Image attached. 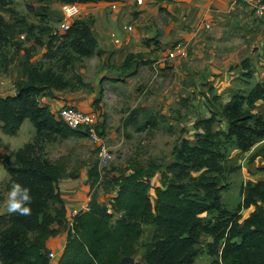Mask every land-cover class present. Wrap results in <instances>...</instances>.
Returning a JSON list of instances; mask_svg holds the SVG:
<instances>
[{
    "label": "trees",
    "instance_id": "1",
    "mask_svg": "<svg viewBox=\"0 0 264 264\" xmlns=\"http://www.w3.org/2000/svg\"><path fill=\"white\" fill-rule=\"evenodd\" d=\"M62 1L72 3L75 0ZM1 2L5 3V0L0 1V5H3ZM46 9L39 6L30 13L42 16ZM1 21L0 54L4 55V50L13 43L15 50H23L24 58L20 62L22 79L14 84L15 96L0 97V129L6 135H15L22 120L29 119L34 125L35 136L17 150L14 160L5 161V169L10 175L9 186L14 182L27 186L33 200L28 216L0 214V264H51L46 241L58 233L54 228L56 222L59 225L66 218L64 202L57 193L58 182L64 177V162L50 160L41 145L57 137L86 136V131L70 128L56 116L59 109L54 112L47 105L40 104L39 98L46 89L55 87L62 79L51 70H38L31 61L30 49L22 47V41L13 38L14 33L5 32L4 22ZM90 23L91 20H76L73 28L69 29L72 32L65 33V39L61 41L72 46L82 58L94 51L99 53L89 28ZM19 24H24L23 20L14 21L15 27ZM31 29V25L25 28V32L31 31L29 39L39 41L38 38L44 35L48 46L61 43L58 38L50 36L52 27L35 25ZM132 59L133 56L129 55L124 66L128 67ZM9 60L11 58L5 57L4 63ZM98 94L101 95V90ZM258 99L264 100V83L255 85L248 96L238 92L228 103L219 102L221 106L215 110L229 123L226 133L212 130V124L216 121L215 111L209 110L208 117L198 120L193 125L195 145L191 146L187 140H183L189 151L190 165L174 160L165 164L160 171L150 165L146 172L137 168L127 175L115 177V194L110 204L101 205L93 196L90 210L75 217L73 233H68L59 264H124L141 234V224L146 222L155 227L150 240L142 246L147 264H194V257L200 250L196 245L203 234V215L210 211H225L220 201V193L225 187L211 176V173L222 169L218 161L227 157L224 150L217 149L224 143L221 136L225 141L233 140L242 151L263 139L264 118L259 113L251 112ZM216 100L213 97L209 101ZM104 114L102 111L98 113L97 129L101 135ZM193 167L199 174L186 178L187 170ZM156 172L160 173V186L152 187L150 178ZM69 175L76 177L77 173ZM99 175L98 166L94 165L88 176L90 189L98 182ZM150 191L154 194L153 200L149 197ZM49 202L60 203V208L51 209ZM243 204L253 206L248 217L241 222L235 218L228 225V221L224 223L225 233L221 231L212 243V247L218 249L221 242L219 258L222 264H264L263 181L247 184ZM115 214L119 216L114 218Z\"/></svg>",
    "mask_w": 264,
    "mask_h": 264
},
{
    "label": "crops",
    "instance_id": "2",
    "mask_svg": "<svg viewBox=\"0 0 264 264\" xmlns=\"http://www.w3.org/2000/svg\"><path fill=\"white\" fill-rule=\"evenodd\" d=\"M244 1L144 0L141 5H138L136 0H75L74 2L80 5V14L77 20H91L89 28L99 50V53L94 51L90 56L81 57L86 59L85 65L89 64L86 68H92L89 77L88 71L81 69L78 65H76L75 72L83 78L85 83L92 84L95 98L98 91L101 90L100 109L91 106L92 99L80 101L77 104L64 101L62 98L52 99L51 96L44 95L45 92L40 96L39 102L42 105H47L54 112L64 103H70L79 110L108 113L106 105L109 98L114 96L117 89L128 86L133 80L144 76L142 75L145 71L144 64L149 65L153 62V65L157 64L159 67L176 68L178 63L181 64L180 60L186 58L201 62L204 71L208 72L209 77L204 81L206 86H200L208 98L216 97L217 101L226 104L238 92L248 96L255 85L264 83V18L254 20L249 18L248 22L244 23L242 16L245 17L246 14L241 13L246 10ZM62 2V0H25L22 6L26 10H30L29 12L39 6L47 7L41 13L42 16H35L31 13L36 19L33 24L53 27L61 17L60 10L65 4ZM235 3L241 4L237 11L233 10ZM231 15L236 18L232 19ZM162 16L167 18L162 20L160 19ZM203 22L209 23L210 28H205ZM128 25L132 26V31L125 29ZM232 35L240 38L241 46L246 48L248 53L240 63L236 62L234 66L228 68L226 66L219 68V66L228 63V60L225 62L219 60L221 56L219 50L221 51L223 43ZM24 39H19V41H23L22 47L30 49L31 61L33 65L39 67L49 59L47 55L54 52L59 45L56 42V44L48 46L44 35L38 38L39 41L35 38H28L26 41ZM177 42H181L188 51L186 56L166 57ZM226 49L231 50L230 46ZM15 51L16 55L13 57L12 51L11 60L8 63H1L6 72V79H3L0 85L1 87L5 85L7 89L1 90L0 94L12 90L14 92L15 82L22 79L20 62L24 58V52L23 50ZM129 55L133 56V59L126 67L124 64ZM166 60H168V64L165 62ZM228 79L233 82V86H229V92H223L227 86L223 84ZM263 109V100L258 99L254 102L251 112L261 114ZM108 115L110 114L108 113ZM208 116H201L200 119ZM215 117L216 121L212 124V130L226 133L229 129L228 121L217 112ZM27 121L31 124H28ZM34 136L35 128L29 119L22 120L15 135H6L0 129V214L8 213L6 204L10 188V175L5 169V161L14 160L17 150L31 142ZM56 143L58 146L59 142ZM64 145L66 144L59 145L60 147L58 146L57 150L53 151L55 146L48 144L45 149L46 156L52 161H62L65 158L62 155L68 153L67 146L64 149L61 148ZM262 150H264V138L254 143L246 151L234 147L233 151L237 153L235 158L241 157L235 167L238 168V171L244 170L249 179L246 183L264 182V151ZM87 180L86 169L78 171L76 177H63L59 180L58 189L65 205L66 215L74 205L82 202L89 194V183L84 185ZM223 192L224 190L220 193V201L223 207L230 211L227 201L229 197L224 196ZM245 192V190L242 191L240 204ZM250 207H246V209L250 211L252 209ZM66 237L65 231H58L55 236L47 239V249L59 255L63 250L62 247L64 248ZM52 261L54 262V260ZM53 262L52 264H54Z\"/></svg>",
    "mask_w": 264,
    "mask_h": 264
},
{
    "label": "rangeland",
    "instance_id": "3",
    "mask_svg": "<svg viewBox=\"0 0 264 264\" xmlns=\"http://www.w3.org/2000/svg\"><path fill=\"white\" fill-rule=\"evenodd\" d=\"M24 2L25 0H5V3L1 2L3 5H0V19H2L1 22H4L5 32L14 33L13 38H25L24 41H26L32 34L31 31L28 32V30L25 32V28L27 26L29 28V25H31L33 29L35 25L32 24L36 19L31 15L29 12L30 10L28 11L22 6ZM143 2L144 0H142V3ZM72 3L77 4L80 8L79 3ZM239 5L241 4L235 3L233 10L237 11ZM244 6L246 10L241 12L246 14L245 17L242 16L244 23L248 22L249 18L250 20L257 19L251 14L250 7L246 2ZM60 13L62 14V8ZM234 15L230 17L235 19L236 17H234ZM165 18L167 17H160L162 20ZM15 20H23L24 24H19L18 27H15ZM74 22L70 27L71 29L74 26ZM202 24L205 28H210L209 23L203 22ZM206 24L209 26L206 27ZM0 27H2L1 23ZM68 30V33L72 32ZM0 31L3 32L2 29H0ZM64 39L65 37H63V40ZM8 40L10 41V39ZM63 40L61 39L60 42ZM11 44L14 45L13 43ZM12 45L7 46V49L4 50V55L0 54V84L3 79H6V72L3 66H1V63L4 62L5 57H8V59L10 58L12 51L14 53L13 57L16 55L14 49L16 47ZM58 46L54 53L51 54V57H49L46 62L44 61L42 66H37L38 70H51L62 79V82L55 87L47 88L45 91L46 95L51 96L52 99L62 98L64 101L67 100L77 104H79L80 101L83 102L92 99L93 102L91 106H95L96 109H99L98 104L101 102V95H97L99 99L97 97L95 98L96 95L95 91H92V84L83 82L81 80L82 78L78 79L80 77L75 72L76 65H78L81 69L88 71L87 75L89 77L92 68H86V66L88 67L89 65H85L86 59H82L76 53L77 51L67 42H63L61 46ZM222 46L221 51L219 50V54L221 55L219 60L222 62L228 60V63L219 66V68H224L225 66L228 68L229 66H234L236 62L240 63L248 53L246 48L241 46L240 38L234 35L228 37V40L223 43ZM229 46L231 50L226 49ZM166 57H168V54ZM165 62H167V64L169 63L168 60ZM180 62L181 64L178 63L176 68L167 66H162V68L157 64L153 65V62L149 65L144 64L145 71L142 74L144 76L133 80L128 86L117 89L116 92H114L115 97L109 98L106 109L110 115H108V113L104 114V124L102 127V136L105 145L112 154V159L107 164H98L95 146L87 136H80L78 134L68 138L57 137L47 143H42V145L39 143L44 152L48 144L55 146L53 151H56L59 145L66 144L64 147H61L64 149L67 146L66 150H68L66 155H62L65 156V158L62 159L64 162V177H71L69 174L77 173L84 169L87 170L89 176V171L94 165L98 166L100 174L98 182L89 189V194H87L85 199L74 205L68 211L64 222L62 223L61 221L59 224L60 226L57 222L55 225L53 224L54 228L58 231H65L67 237L69 232L73 233L75 217L90 210L89 204L93 196L96 197L101 205L108 206L112 200V196L115 194L113 181L115 177L121 174L127 175L137 168H142V170L146 172V170L150 168V165L157 167L158 171H160L165 164H170L174 160L185 162L188 165L191 164L188 161L189 151L185 148L183 140H187L191 146H194L195 142L192 137L195 128L193 125L200 120L201 116L210 115L209 110L213 111L220 107L221 104L217 100L216 102H210L209 100L212 98H208L205 93L202 92V88L200 89L201 85L206 86L204 81L209 77L208 72L204 71L202 63L197 62L195 59L190 60L187 58L180 60ZM217 62H219L218 59ZM82 73L85 74L84 72ZM232 83L233 82L228 79V81L223 84L227 85L223 92H229V86H233ZM4 89H7V87H5V85L1 87L0 85V91ZM96 91H98L97 88ZM10 92H13V90ZM63 106L75 108L70 103L66 105L64 103L62 107ZM260 115L264 118V109ZM139 118L141 120H138ZM150 119L154 120L153 123ZM27 122L31 124L29 121ZM33 130L32 126V133ZM221 140L224 141V143L217 149L220 151L224 150L227 157L226 159L223 158V160L221 159L218 161L221 163L222 169L218 172L211 173V176L216 177L221 186L225 187L223 193L224 196L229 197L227 201L230 211L224 208V213L216 211L218 216L214 210V212L210 211L203 215V234L200 237L199 243L196 245L200 250L194 257V264H211L212 262H214V264H222L219 258L222 252L221 242H219L220 246L217 247L218 249L212 247L215 236L223 230L225 233L226 227L224 223L228 221V225L235 218L239 219V222H241L244 218L248 217L249 213L253 210V207H250V209H252L248 211L246 209L247 206L243 204L245 196L240 204L243 195L242 191H246L248 184L246 182L249 179L245 175L244 170L240 169V171H238V168L235 167L237 161L241 159L240 156L235 158L237 153L233 150L236 144L233 140L225 141L223 136H221ZM56 142H59L58 146H56ZM187 174L186 178L189 176H197L199 171L193 167L187 170ZM150 182L152 187L160 186V173L156 172V174L150 178ZM88 183L89 181L87 180L84 185ZM57 193L59 194L58 197L60 196L61 198L58 187ZM149 197L153 200L154 194L152 191L149 192ZM84 204L88 205L89 210H85ZM49 207L51 209L60 208V203L49 202ZM9 214L10 213H6L4 215ZM118 216V214H115L114 218ZM53 225H51L52 228ZM141 226V234L124 264H147L143 258L142 246L145 242L150 240L155 227L150 222L142 223ZM28 237L30 238V235H28ZM67 237L65 244L67 243ZM62 249L64 248L62 247ZM62 252L63 250L61 253ZM54 253L56 254V252ZM61 253L56 255L53 259L49 258L51 264L53 262L52 260H54V264H59Z\"/></svg>",
    "mask_w": 264,
    "mask_h": 264
},
{
    "label": "built area",
    "instance_id": "4",
    "mask_svg": "<svg viewBox=\"0 0 264 264\" xmlns=\"http://www.w3.org/2000/svg\"><path fill=\"white\" fill-rule=\"evenodd\" d=\"M249 5L251 14L255 18H264V0H245ZM138 5L142 4V0L136 1ZM80 8L75 3H65L62 7V14L57 25L50 31V36L58 38V41L63 39V35L70 29L73 22L78 18ZM206 27L209 25L206 24ZM127 31H132V26L125 27ZM187 51L181 43H176L172 50L168 52L169 58L185 57ZM56 116L62 119L70 128H81L86 131L87 138L94 144L96 150V157L99 165H105L112 159V154L109 148L105 145L103 136L98 131L99 115L97 112H87L76 108L62 107L57 111ZM85 210H89L87 204ZM77 213V211H76ZM50 259H53L56 254L49 252Z\"/></svg>",
    "mask_w": 264,
    "mask_h": 264
},
{
    "label": "clouds",
    "instance_id": "5",
    "mask_svg": "<svg viewBox=\"0 0 264 264\" xmlns=\"http://www.w3.org/2000/svg\"><path fill=\"white\" fill-rule=\"evenodd\" d=\"M32 194L30 188L19 182L10 185L7 195V212L21 216L31 214Z\"/></svg>",
    "mask_w": 264,
    "mask_h": 264
},
{
    "label": "water",
    "instance_id": "6",
    "mask_svg": "<svg viewBox=\"0 0 264 264\" xmlns=\"http://www.w3.org/2000/svg\"><path fill=\"white\" fill-rule=\"evenodd\" d=\"M15 96V92H5L4 94H0L1 98H7V97H14Z\"/></svg>",
    "mask_w": 264,
    "mask_h": 264
}]
</instances>
